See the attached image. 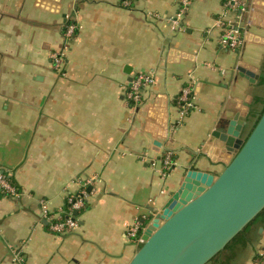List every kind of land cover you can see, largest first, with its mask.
I'll return each mask as SVG.
<instances>
[{
	"label": "crops",
	"instance_id": "1",
	"mask_svg": "<svg viewBox=\"0 0 264 264\" xmlns=\"http://www.w3.org/2000/svg\"><path fill=\"white\" fill-rule=\"evenodd\" d=\"M179 1L0 0V171L22 192L0 194V264H18L11 246L26 264H128L141 244L129 227H145L188 170L225 167L211 132L234 116L250 132L264 109V0L239 11L235 49L216 27L224 0H191L181 17ZM68 22L78 30L60 74L50 57ZM148 71L155 83L132 106L129 78ZM185 87L193 107L181 115ZM167 150L174 166L162 177ZM83 189L77 227L50 231L42 205L65 208ZM263 248L259 222L226 264H264Z\"/></svg>",
	"mask_w": 264,
	"mask_h": 264
},
{
	"label": "water",
	"instance_id": "2",
	"mask_svg": "<svg viewBox=\"0 0 264 264\" xmlns=\"http://www.w3.org/2000/svg\"><path fill=\"white\" fill-rule=\"evenodd\" d=\"M244 125L234 116L211 132L225 167L188 170L128 264H209L264 209V110L245 138Z\"/></svg>",
	"mask_w": 264,
	"mask_h": 264
},
{
	"label": "built area",
	"instance_id": "3",
	"mask_svg": "<svg viewBox=\"0 0 264 264\" xmlns=\"http://www.w3.org/2000/svg\"><path fill=\"white\" fill-rule=\"evenodd\" d=\"M191 0H180V11L177 14L178 17L184 15ZM247 7L246 0H224L223 10L220 18L216 21V27L220 30L219 40L223 46L231 49L238 48L241 44V38L237 25L240 19L239 11H245ZM176 21L170 23L172 29L178 28ZM78 26L73 22H68L64 30L65 45L59 50L51 54L52 67L60 74L62 73V64L64 62L66 49L68 48V41L76 34ZM155 83V75L153 72H138L136 73L127 89L126 98L129 104L137 106L142 102V92L145 88ZM190 88H182L178 98L176 99L177 106L181 115H185L193 107L191 100L189 99ZM161 176L164 177L173 168V152L167 150L161 157ZM0 194L8 196L10 198H18L22 195L20 188L14 184L4 171H0ZM87 191L83 189L76 195L69 196L66 199V207L57 211H49L48 205L44 202L42 205L44 213H49L50 223L49 229L56 234H66L77 227L76 212L84 207L85 200L87 198ZM144 225H141L138 221H135L128 229V235L135 241L141 240V234L144 229ZM140 232V235L138 236ZM13 254V260L18 264H26L25 257L22 250L15 246H11ZM258 256L264 260V248L259 251Z\"/></svg>",
	"mask_w": 264,
	"mask_h": 264
},
{
	"label": "trees",
	"instance_id": "4",
	"mask_svg": "<svg viewBox=\"0 0 264 264\" xmlns=\"http://www.w3.org/2000/svg\"><path fill=\"white\" fill-rule=\"evenodd\" d=\"M264 110V109H263ZM262 113V112H261ZM261 115V114H260ZM260 115L258 116V118L260 117ZM257 118V120H258ZM256 120V122H257ZM256 122L254 123V125L256 124ZM253 125V126H254ZM259 222H264V209L254 218V220L242 231L240 232L227 246L226 248L221 251L220 253H218L210 262V264H226L227 260H229L230 255L228 256V249L230 248V246L232 244H235L239 241H242L245 236L247 235V231L250 229V227H252L254 224L259 223ZM140 235V232L138 234V236Z\"/></svg>",
	"mask_w": 264,
	"mask_h": 264
},
{
	"label": "rangeland",
	"instance_id": "5",
	"mask_svg": "<svg viewBox=\"0 0 264 264\" xmlns=\"http://www.w3.org/2000/svg\"><path fill=\"white\" fill-rule=\"evenodd\" d=\"M158 211H159V210H158ZM158 211H157L156 213H158ZM156 213H155V214H156Z\"/></svg>",
	"mask_w": 264,
	"mask_h": 264
}]
</instances>
